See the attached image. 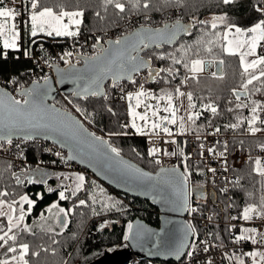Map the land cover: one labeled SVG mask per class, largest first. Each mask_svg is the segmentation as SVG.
Returning a JSON list of instances; mask_svg holds the SVG:
<instances>
[{"label":"snow or ice","instance_id":"obj_1","mask_svg":"<svg viewBox=\"0 0 264 264\" xmlns=\"http://www.w3.org/2000/svg\"><path fill=\"white\" fill-rule=\"evenodd\" d=\"M29 6H25L21 0L20 7L23 11H17L12 5H7L4 0H0V42L3 49H20L22 44L21 27H27L31 37H36L40 33L46 34L47 37H63L78 39L81 35V26L83 24L85 9L77 6L74 10H67L62 0H58L55 6H46L44 0H27ZM215 2L223 5H231L235 0H215ZM101 6L107 13L109 6L113 9L116 16L123 20L131 18V14L141 15L149 12H163L171 7H184L185 0H101ZM254 10L264 15V0H256ZM28 14V18L24 19V13ZM95 15L100 16V12L96 11ZM20 18V24L17 19ZM145 23L140 24L134 31L125 33L116 39L107 40V47L97 37L96 41L91 45L94 50L93 55L77 53L76 64H73L71 57L73 52H65L61 59L68 65L67 74L71 76L76 84V89L72 93L75 98L82 102H89L90 98H103L105 101L109 99L108 93L104 88L106 80H111V87L119 89L121 99L128 101V114L130 122L122 125L123 129L131 127L137 134L148 135L150 137L162 138L167 136L165 143L176 144L175 151H168L159 147L155 141L152 147L148 149L147 155L153 157L152 163L161 165L160 155L182 157L184 167L183 172H179V165L172 168L160 167L159 172L153 176L150 172L125 161L121 156V149L111 143V137L116 135H127L125 132H109L108 138L97 135L95 132L89 131L84 123L74 116L69 110L57 108L54 104L47 103L50 94L49 78L44 77V84L35 81L31 87H25L20 84L18 77H10L7 83L19 84V99L11 92L7 91L6 86L0 87V141H6L9 145L13 142V137L20 135L25 140H34L38 136L47 133H58L61 137V147H67L70 155L67 160L84 159L95 161L97 164H103L107 169L118 173L120 176L145 184L146 181H155L156 184H145L146 188H154L157 185H163L172 189V195L175 199L173 203H177L179 210L189 213L198 212L199 209L190 206L189 193L187 189L188 178L191 175L189 171L188 160L190 155L186 154L183 147L177 143L176 136H183L185 133L192 131L196 134V139L201 140V132L204 130L203 125L197 126L196 121L201 118L204 112H210L213 117L219 115V105L212 100L207 103H201L197 110L196 98L191 91L184 92L181 87L187 84L189 79L198 80L199 74L205 71L206 65H211L213 60H205L200 57L199 45L204 44V50L208 53L213 51L212 45L217 41H223L219 44L220 49L229 55H238L242 68L241 77L243 83L241 89H232L235 96V106L228 107V113L237 112L235 122L224 124L225 130H238L245 122L247 123L246 131L255 135L264 132V55L257 52L258 48L264 49V19H259L251 27H239L231 21V18L225 13L223 15H213L211 20H200L196 17L190 19L187 23L183 22L181 17L176 18L172 22L164 21L162 27H153L151 18L144 16ZM219 25H224L226 31L207 32L205 28L210 26L215 30ZM193 30H198L199 35L193 44H181L179 49L167 52L159 51L165 44H174L177 37L181 33L191 35ZM231 36V38H229ZM205 37H209L205 41ZM34 42V41H33ZM197 47V51L192 53L193 47ZM155 48L157 51L152 54L156 59L161 61H170V66L164 68H154L152 66V58L146 55L145 50L151 51ZM27 55V53H25ZM179 54V55H178ZM6 55V53H5ZM195 55L197 58H191ZM249 57H252L249 59ZM83 61V67H77L80 61ZM220 64L223 61H219ZM178 65H182L186 70L180 84L174 88H161L159 93L153 92L151 89L145 88L144 83L137 84L136 76L143 70H148V80L152 82L161 81L165 84L176 79L179 74ZM59 71V70H58ZM164 73L165 75H161ZM222 78V72H221ZM213 77L217 76V72L212 73ZM122 81L131 84L134 90L127 91L122 85ZM61 82H64V74L61 75ZM147 82V80L145 81ZM254 82H259L260 86L253 91L249 90V86ZM254 93H261V99H252ZM187 97L188 105L184 108V114L181 115L183 101L181 98ZM241 97H246L251 104L242 101ZM201 101L203 97L199 98ZM149 100L155 103H148ZM161 101H164L163 107ZM229 104L232 102L229 101ZM143 105V112L138 109ZM76 112L80 113L85 119L91 120L95 113H89L86 109L81 108L80 104L74 105ZM107 111L112 112V108L105 105ZM248 109L250 115L245 117L239 114V110ZM161 111L165 115H161ZM139 121V122H138ZM142 122V123H141ZM208 127L212 128V121H208ZM221 132V127L212 128L209 135L215 136ZM185 145L187 141L184 142ZM216 145H220L223 151H217ZM264 151V143L257 145ZM19 147V145H17ZM199 155L203 157L207 151L214 159L224 158L223 167L227 170L228 142L225 140L222 144L216 141L211 147L205 149L204 142L199 144ZM61 156L60 152L55 153ZM139 155V153H137ZM64 159L63 157H61ZM249 162H253L249 156ZM55 163V161H53ZM253 171L260 177L264 178V163L261 157L254 160ZM208 171L215 174V168H209ZM16 183L21 184L22 176L27 177L29 184L47 185L49 173L40 169H26L22 173L13 172ZM63 181L59 185V200L54 202L47 208V212L54 218L55 222L61 226V231L68 227V216L70 212H74L77 207H89L91 214L96 216L101 212L119 210V201H114L112 197H103V189H100V196L92 192L90 201L88 199H79L78 193L85 190L86 177L82 173H53ZM40 178L37 179L36 177ZM226 179V178H225ZM68 181L69 183H65ZM238 185V181L233 182ZM95 186V182H92ZM228 189H222L227 191ZM262 194L259 197V203L247 204L241 213L244 221L260 220L264 226V181L261 182ZM47 193L57 192V189L48 186ZM14 193H10L7 189L0 191V249H4L5 258L0 259V264H29L26 258L30 252L29 243H19L17 241L23 234H34L33 228L26 223V218L32 213L33 208L37 205L38 200H43L45 193H36V199H32L27 193L19 196L18 199H11ZM249 197L253 194L247 193ZM77 197V203L71 209H65L59 206V201L69 200ZM27 205V209H25ZM99 205L101 212H97L96 206ZM55 210V211H54ZM41 221L46 218L44 214H40ZM233 219H236L233 217ZM6 221V222H5ZM109 222L105 221L98 227L103 229ZM42 230L51 233L52 228L44 229V225H40ZM235 228V225H232ZM128 233L124 236L125 241H140L144 238L145 233L142 230L134 231V226L129 223ZM183 238L179 243H165L157 239L156 246L163 247L169 255L180 259L186 256L190 261L195 258L197 252L207 253L212 247L208 241L201 242V247L195 241L198 240V233L190 223L184 225ZM189 237H194L193 242L189 243ZM237 244L250 241L254 245H264V232L257 227H242L239 235L234 237ZM54 243L56 241H53ZM219 246H223L222 244ZM54 251V250H53ZM38 256L39 252L32 253ZM229 264H246L244 257H250L252 264H264V251L253 250L249 252H236L231 254L225 253ZM204 264H213L212 260L207 259Z\"/></svg>","mask_w":264,"mask_h":264},{"label":"trees","instance_id":"obj_2","mask_svg":"<svg viewBox=\"0 0 264 264\" xmlns=\"http://www.w3.org/2000/svg\"><path fill=\"white\" fill-rule=\"evenodd\" d=\"M25 6H29L27 0H23ZM67 10H74L77 6L85 9L83 24L81 26V35L79 38H85L89 41H96L97 37L101 38L104 43L109 38H117L125 33L131 32L140 24L145 23L144 16L147 15L151 18V25L153 27L163 25L164 21H174L176 18L181 17L187 23L193 17L200 20H209L212 15L227 14L231 21L236 23L239 27H251L259 19H264V15L254 10L256 0H235L231 5H223L215 2V0H185L184 7H171L163 12H149L141 15L131 14L128 20L120 19L116 16L115 12L109 6L107 13L104 12L101 6V0H62ZM58 0H44L46 6H55ZM159 3V0H157ZM99 11L100 16L97 17L95 12ZM207 32H221L226 31L224 25H219L217 29L213 30L210 26L205 28ZM198 30H193L192 34H185L174 45H164L159 51L172 52L179 49L181 44H193L199 35ZM43 37L46 35H37L31 37L29 30L26 27L22 32V46L20 49H3L2 42H0V84L6 86L11 91L19 88V84L7 83L10 77H18L20 84L24 86L29 85L33 80L37 67L34 65L33 56L36 53V47L40 44ZM205 41L209 37L204 38ZM34 41V42H33ZM223 41H217L212 45L213 51L208 53L204 50L205 45H199L200 57L205 60H213L214 62L223 61L222 63V78L221 73H217L216 77L212 76L213 72H203L199 74L198 80L189 79L187 84L181 87L184 92L191 91L196 98L197 110L201 103H207L212 100L219 105V115L213 117L210 112H204L199 120L196 121L197 126L203 125L205 132L208 129V121H212V125L220 126L221 130L231 135V143L236 147H249L253 148L259 143L264 142L262 138L247 137L243 132L247 128V123L238 130H225L224 124L235 122V115L237 112L228 113V107L235 106L236 100L232 93V89H241L243 78L241 77V65L238 55H229L223 52L219 44ZM61 45L52 46V51L60 49ZM38 49V48H37ZM157 51L153 48L151 51H146V57L151 56L152 66L154 68H164L170 66V61H161L156 59L152 54ZM197 51L194 46L192 53ZM6 53V55H5ZM27 53V55L25 54ZM87 54V53H84ZM87 55H92L88 53ZM179 55V54H178ZM191 58H197L191 55ZM72 63L77 61V55L71 57ZM82 60L80 61V63ZM62 65H67L63 60ZM179 74L176 79L171 80L170 83L165 84L161 81L152 82L148 80V70L141 72L145 81V88L151 89L153 92L159 93L161 88H174L180 84L181 79L184 77L186 70L182 65H178ZM161 75H165L161 73ZM127 85V83H125ZM132 86V85H131ZM259 82H254L249 86V90L253 91L259 87ZM106 91L109 99L105 101L103 98H90L89 102H82L80 99L75 98L72 94L58 95L54 102L67 108L73 113L77 114L92 130L97 134L108 138L109 132H127V135H116L111 137V143L121 149V153L145 168L155 171L158 165L152 163L150 156L147 155V139L146 136L136 135L129 127L123 129L122 125L129 123L127 103L117 100L115 94L118 89L111 87V83L106 85ZM203 97L201 101L199 98ZM185 99L186 108L188 105L187 97ZM261 93H254L252 99H261ZM242 101L251 104L250 100L246 97H241ZM232 103L229 104L228 102ZM80 104L89 113L95 115L89 119H85L83 115L76 112L74 105ZM105 105L112 108V112L106 110ZM185 106V105H184ZM183 108L181 109L182 112ZM242 116H249L248 109L239 110ZM192 132V131H189ZM195 133V132H192ZM202 133V132H201ZM139 153V155H137ZM28 159L35 160L36 158L45 157L50 158L51 155L47 154L46 147L40 144H32L27 153ZM55 159V156H52ZM253 160V159H252ZM254 162V160H253ZM249 160L238 170L241 174V182L237 185L227 197L224 193L217 191L216 202L210 201L208 207L213 211L214 221L211 224L210 231L212 238L224 245L234 240V235L231 232L230 226L223 223L229 214L238 219L241 218L243 208L249 203H259V197L262 194L261 182L264 178L260 177L253 171L254 163ZM191 171V183L203 186L205 182L204 170L196 163H189ZM53 173H71L61 166H53ZM15 172L12 162L6 157H0V191L7 189L10 193H14L11 199H18L20 195L27 193L32 199H36V193H45L43 200H38L37 205L33 208L32 213L26 218V222H33L48 206L59 200L58 191L47 193V186H55L58 181H63V177L57 179L55 175L47 178V185L44 184H29L27 177L22 176L23 183L17 184L16 178L12 175ZM80 173V172H79ZM86 177L85 190L78 193L79 199H88L90 201L92 192H95L98 197L100 196V189H103V197H112L114 201H119V210L113 209L112 211L101 212L99 205L96 206L97 212L100 215H92L89 207H77L74 212H70L68 216V227L61 231V226L56 227L53 232L49 233L41 228L33 229L34 234H23L17 241L19 243H29L30 252L26 257L29 264H88L97 257H99L106 248H115L119 244L124 243V236L127 234V226L135 218L139 217L145 220L148 224L158 226L160 224L159 210L150 201L131 196L124 195L122 192L111 188L105 183L101 182L96 176L88 170L81 172ZM38 178V176L36 177ZM69 183L68 181H64ZM95 182V186H92ZM251 192L253 195L249 197L247 193ZM195 199V197H193ZM77 203V197H72L69 200L59 201L65 209H71ZM193 204H198L199 208H206V204L201 205L194 200ZM27 208V205H25ZM4 220V218H0ZM105 221L109 223L103 229L98 226ZM6 222V221H5ZM197 230L199 224L193 223ZM2 234V233H1ZM53 241H56L55 243ZM54 250V251H53ZM4 249H0L3 253ZM39 252V255L32 253ZM235 252L228 250L226 253L231 254ZM237 254V253H236ZM5 258L0 255V259ZM130 264V263H129ZM137 264H182V262L175 261H161L143 259L138 261ZM223 264H229L227 256Z\"/></svg>","mask_w":264,"mask_h":264},{"label":"built area","instance_id":"obj_3","mask_svg":"<svg viewBox=\"0 0 264 264\" xmlns=\"http://www.w3.org/2000/svg\"><path fill=\"white\" fill-rule=\"evenodd\" d=\"M4 3L7 5L14 6L17 11H23L20 7L21 0H4ZM24 3V2H23ZM24 19L28 18V14L24 13ZM17 24H20V18L16 21ZM26 27H21V34ZM43 41L40 42L39 45L36 47V53L33 56L34 65L37 67V71L33 76L34 80H43L44 77H49L53 75V69L55 64L62 65L63 60L61 56L65 52H73V55L77 53H90L94 54V50L92 49L91 45L94 41L86 40L85 38H63V37H43ZM61 45L60 49L57 51H52V46ZM38 48V49H37ZM261 55H264V49L258 48ZM137 84L144 83L145 85V77L142 73H139L136 76ZM125 88V93L127 91L134 90L133 86L128 82H121ZM127 83V85L125 84ZM115 98L120 101L128 102L127 99H121V93L118 91L115 94ZM264 118V116H262ZM259 127H264V125H257ZM216 127V125H212V128ZM212 128L208 127L205 132L201 133V140L196 139V134L192 132H187L183 136H176L175 139L180 147L184 148L186 154L190 155V159L188 160L189 163L193 162L196 163L198 166H201L204 170L205 182L202 187L207 188V192L203 198H191L190 206L196 207L199 209L198 212L189 213L187 212L186 218L188 221L193 225V223H198L199 227L196 230L198 233V240L195 242L200 245L201 247L203 244L201 242L208 241L212 247H210L207 253L199 251L196 253L195 258L191 261L185 256L181 261L182 264H204V261L207 259L212 260L213 264H223L225 261V253L228 250H233L240 255L241 252H249V249L257 250V248L262 249L264 251V245H254L251 244L250 241H245L237 244L235 240H232L230 243L224 245L218 241H215L212 238V233L210 231V227L213 219V211L208 207L211 200V196L209 194V189L214 188L216 191H220L224 193L227 197L231 194L232 190L237 186L234 185L233 182L238 181V185L241 182V174L239 173V169L249 160V156L255 160L256 157L262 158V163H264V151H262L257 145L253 148L249 147H236L233 146L231 143V135L229 133H225L221 130V132L215 136L209 135L212 131ZM244 136L247 137H258L264 140V132L256 133L255 135H251L246 131V128L243 132ZM147 139V150L152 147L153 141L161 147L162 149H167L168 151H175L177 149L176 144L165 143V140H168L167 136H163L162 138L150 137L146 136ZM228 142V155H227V170L223 167L224 165V158H216L214 159L212 155H210L207 151L204 152L203 157L199 155V144L204 142L205 149L207 147H211L216 144V141H220L221 144L224 141ZM185 141L187 144L185 145ZM264 143V142H262ZM32 144H40L46 147L47 154H50V158L40 157L36 158L35 160L28 159L27 153L29 148ZM260 144V143H259ZM19 145V147H17ZM217 151H223V148L220 145H216ZM60 152L61 156H56L55 153ZM55 156V159L52 158ZM0 157L8 158L12 164L14 171L16 173H22L26 169H45V170H52L53 166H61L68 171L72 172H83L87 169L80 167L78 164L67 160V152L57 146L56 144L44 141L40 139L34 140H25V139H13L11 145H9L6 141H0ZM63 157L64 159H62ZM153 159V157H150ZM162 161L161 165L158 167H172L179 165L183 171V163L182 157L178 156H164L160 155L159 157ZM55 161V163H53ZM209 168H215L216 172L213 174L212 172L208 171ZM190 171V168H189ZM191 172V171H190ZM226 178V179H225ZM189 182H191L189 176ZM198 186V185H197ZM227 188L228 190L222 191V189ZM196 200L197 203L201 205L206 204V208H199L198 204H193L192 202ZM232 213L229 211L227 219L223 222L226 225L230 226L231 232L234 236L239 235L240 229L242 227H257L260 231L264 232V226H262V222L260 220L254 221H244L243 219H233ZM232 225L236 227L233 228ZM194 227V226H193ZM195 228V227H194ZM194 237L192 238L191 243L193 242ZM190 243V244H191ZM223 245L222 247L219 245ZM249 264H252L251 258L247 257ZM138 259H133L130 264H137Z\"/></svg>","mask_w":264,"mask_h":264},{"label":"water","instance_id":"obj_4","mask_svg":"<svg viewBox=\"0 0 264 264\" xmlns=\"http://www.w3.org/2000/svg\"><path fill=\"white\" fill-rule=\"evenodd\" d=\"M168 22H172V21H168ZM162 26L163 25L157 27H162ZM135 29H133L132 31H134ZM185 34L186 33H181L180 36L177 37V40L174 44H176L177 41ZM110 39L114 40L116 38H109L107 40ZM107 40L103 43L105 47H107V43H106ZM174 44H165V45H174ZM146 51L148 50L146 49L145 52ZM142 55H144V53H142ZM73 64H76V62ZM83 66H84L83 61L77 64V67H83ZM67 69H68V65L55 64L53 69V75H50L48 77L51 90L47 103L50 105L54 104L57 108H62V109H67V108H63L57 105L54 102L55 98L61 94H72L76 89V84L73 82L71 76L67 74ZM145 70L147 69H143L141 72ZM205 72L221 73L222 64H220L219 62L217 63L213 62L211 65H206ZM62 73L64 74L63 83L61 82ZM35 81H39L41 85L44 84V79L33 80L29 85L25 87H31ZM122 82H127V81H122ZM108 83H111L110 79L106 80L104 83L105 90H106V85ZM0 87H4V86L0 84ZM7 91L17 96L18 99L20 98L17 91L13 92L9 88H7ZM70 112L78 119H80L84 123L85 127L89 129V131L95 132L77 114L73 113L72 111ZM47 137L48 138H44V135H41L38 136L36 139L49 141L56 144L60 148H63L67 152V157L71 154L69 148L61 147L62 137L58 133H47ZM13 139H23V137L20 135H16L13 137ZM121 156L125 161H128L130 164L135 165L136 167L142 169L145 172L152 173L153 176H155L159 172L160 167H158L155 171H151L145 168L144 166L140 165L139 163L135 162L134 160L130 159L129 157L123 155L122 153ZM69 161L74 162L78 164L80 167L87 169L90 173L96 176L101 182L105 183L106 185L110 186L113 189L122 192L124 195H131L150 201L155 207L158 208L160 214L159 216L160 224L158 226H153L151 224H148L145 220L139 217L135 218L133 221L130 222L134 226V231L142 230L145 233V236L142 240L138 242L134 240H129V241L124 240V243L119 244L113 249L106 248L99 257L89 262L88 264H129L133 259H138V260L149 259V260L179 262L185 257L182 256L180 259H177L175 256L169 255L167 251L163 249V247L156 246L157 239H159L162 242V245L169 242L179 243V241L183 238L184 225L190 223L186 218L187 211L179 210L178 204L172 202L175 199V197L172 195V189L163 185H157L156 187L151 189L146 188L145 184H149V183L156 184V182L146 181L145 184H141L136 181L126 179L120 176L118 173H115L107 169L103 164H97L95 161L92 160L84 159V161L81 162V159L78 158L76 160H69ZM172 167H164V168H172ZM42 170L49 173V177L52 176L53 174L52 170H45V169ZM179 172H183V169L180 166H179ZM187 189L189 193V202H190L191 198H190L189 179L187 182ZM195 192L199 194L203 192H207V188L196 187ZM209 194L211 196L212 202H216L217 191L214 188H210ZM192 238L193 237H189V243H191Z\"/></svg>","mask_w":264,"mask_h":264},{"label":"rangeland","instance_id":"obj_5","mask_svg":"<svg viewBox=\"0 0 264 264\" xmlns=\"http://www.w3.org/2000/svg\"><path fill=\"white\" fill-rule=\"evenodd\" d=\"M71 11V10H70ZM213 16V15H212ZM211 20V17H210V19H209V21ZM38 35H46V34H44V33H40V34H38ZM257 52H258V50H257ZM260 52V51H259ZM258 52V53H259ZM205 72V71H204ZM181 100L183 101V106H184V108H186V104H185V99L184 98H181ZM148 103H155V101H152V100H149L148 101ZM161 103V106L163 107V105H164V101H161L160 102ZM127 108H128V102H127ZM143 110H144V108H143V105H141V107L138 109V111H140V112H143ZM161 115H165V113H163L162 111H161V113H160ZM180 114L181 115H183L184 114V112H180ZM128 116H129V114H128ZM129 122H130V116H129ZM139 122V121H138ZM142 123V122H141ZM131 128V127H130ZM132 129V128H131ZM132 132H134L136 135H140V134H137L136 132H135V130L134 129H132ZM142 136H147V135H142ZM71 173H79V172H71ZM81 173V172H80ZM61 182L62 181H58V184L57 185H53V186H51L52 188H59V185L61 184ZM48 187V186H47ZM195 198H197V199H199V198H203V195H201V196H196ZM59 206L60 207H62V208H64L62 205H60L59 204ZM49 207V206H48ZM47 207V208H48ZM47 208H46V210L45 211H43L42 213L44 214V217L46 218L44 221H41V219H40V215L37 217V218H35L34 219V221L33 222H31V223H27V224H29L30 226H32V228L33 229H35V228H41L40 227V225L41 224H43L44 225V229H47V228H52L53 230L54 229H56V227H58V226H60L59 224H57L56 222H55V220H54V218L47 212ZM25 209H27V208H25ZM55 211V210H54ZM1 234V233H0ZM244 259H245V261H246V264H249V262H248V259H247V257H244Z\"/></svg>","mask_w":264,"mask_h":264},{"label":"flooded vegetation","instance_id":"obj_6","mask_svg":"<svg viewBox=\"0 0 264 264\" xmlns=\"http://www.w3.org/2000/svg\"><path fill=\"white\" fill-rule=\"evenodd\" d=\"M38 178H40V177H38ZM196 187H201V186H197V185H195V184L190 182V198H193V197H196V196H201V195L205 196L206 192H203V193H200V194L196 193L195 192Z\"/></svg>","mask_w":264,"mask_h":264},{"label":"crops","instance_id":"obj_7","mask_svg":"<svg viewBox=\"0 0 264 264\" xmlns=\"http://www.w3.org/2000/svg\"><path fill=\"white\" fill-rule=\"evenodd\" d=\"M29 30V29H28ZM229 38H231V36L229 37ZM258 50V49H257ZM258 52H259V50H258ZM259 54H261L260 52H259ZM252 57H249V59H251ZM37 179H39V178H37ZM26 223H30V222H26ZM259 250H261V251H263L262 249H259ZM249 251H252L251 249H249Z\"/></svg>","mask_w":264,"mask_h":264}]
</instances>
